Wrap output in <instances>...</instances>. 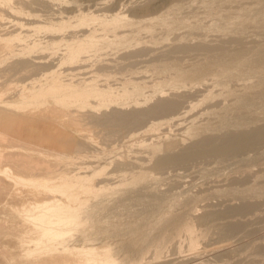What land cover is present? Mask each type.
<instances>
[{
	"label": "rangeland",
	"instance_id": "obj_1",
	"mask_svg": "<svg viewBox=\"0 0 264 264\" xmlns=\"http://www.w3.org/2000/svg\"><path fill=\"white\" fill-rule=\"evenodd\" d=\"M224 1L228 0H33V2L31 0H0V42L3 44L2 47H5L1 48L2 51H0V114H5V117L8 116L14 120H20L21 110L22 112L25 110L24 112L31 113L36 109L40 110L41 108L57 106V108H60L62 106L64 118L67 119L68 123H65L66 125L63 124L65 126L62 125L63 131L59 138L45 136L47 141L44 142V138H41L36 133H26L19 128V132L15 128H7L9 130L13 129V132L16 131V133H12V130L9 131L6 128L4 130L7 118H5L6 121L0 119V170L2 169V175L0 176V192H2V194L0 193V197L2 196L0 200V264H48L49 262L50 264H57V262H59L58 264L60 262L61 264H66L64 261L66 260L65 262H67V259L69 264L77 263L80 259L77 264H147L146 262L150 258L151 261H148V264H181L193 257L199 258L198 261L201 259V264H250L254 259L256 263L260 260V263L257 264L264 263V253L259 252L260 249L258 248L261 245L264 246V208L261 210L262 214L260 217L250 215L249 218L235 217L230 213L220 217L217 212L218 208L223 209L225 207L224 209H226L227 206L234 203L248 202V200L261 201L264 199V189L259 187V183L264 180V176L261 178L264 174V141L260 142V145L255 148L246 149L233 157H225L226 159L224 157H214L207 151H200L198 156L188 158L183 164L169 165L164 169L154 166L152 155V153L166 150H175L182 154L181 142L186 140V143L184 142L185 144L182 145H190L191 140L195 139L191 134L202 129H219L220 133H225L227 132L226 130L235 126H243L250 122H264V96H240L229 99L224 93V95H219L222 100H219L218 96L216 98L220 103L218 100V102L214 103L216 101L214 99L213 105L210 107L208 106L209 103H207L208 105L206 103L202 105L194 103L198 100L200 101V98L206 95L204 92L206 93L205 90L207 89L212 91L216 87L217 90L214 89L213 92L216 93L218 91L220 93L226 87V90H238V88L241 90L243 84H250V80L243 81L241 79H246V76L248 77L247 79H250L252 76L249 78L245 70L251 68V62L258 66L255 62L258 63L260 57H264V32L261 31L260 33L258 30L260 26L252 25V29L256 28L255 31L253 29V32H251L250 26L245 29L246 31L244 30L245 38L250 42L248 44H254L258 38V41L263 40L252 48L253 50L251 49L248 52L247 57L232 58L233 61H231L232 59L217 61L216 65L206 67L202 73L194 77L186 85H184L185 83L179 84V80L184 75H194L196 73L199 65L192 63L196 61L195 59L185 56V59L188 58L186 59L187 61L185 60L187 63L183 61L185 63L182 62L172 66L162 65V68L158 71L155 70L156 73L153 74L154 70H148L142 66L143 64L147 67L148 63L153 59H150L152 57L150 54L152 53L147 49L136 57V59L143 57L142 59H135L137 62L140 61L139 63L136 62L135 65L141 70L139 71L141 72L140 74L139 72H136V76L135 73L127 74L129 77L117 74L118 76L111 79L98 77V80H93L97 75V72H95L97 71V68L95 69L97 67L95 65L97 64V58L92 57L97 56L99 60L104 62L116 63L115 60H112L116 55V58L119 55L117 59L115 58L119 62L124 58L122 53L128 54L131 51H138L139 48L155 47L159 50L158 48H163L165 47L164 45L170 46V43L173 45L177 40L190 44L194 41L193 44H196L199 41L198 37L210 43L217 41L219 38L222 39V35L226 32L224 24L232 22H218L219 20L216 19L218 17L217 14L212 13L218 11L219 5ZM237 1L229 2L230 4L228 3L226 7V4H223L225 8H221L220 12L228 10L229 6H231L232 11H236L240 6ZM233 2L238 4V6ZM246 5L254 7L256 4L253 1H248ZM214 7L217 8L214 9ZM212 9L214 11L211 12ZM254 10L255 12L257 11L256 14ZM254 10L243 12L238 22L247 23L255 15H264V0H258L257 7ZM235 14L233 15V21L239 18ZM208 16L209 18H207ZM210 18L213 19L211 20ZM114 22L134 24L123 28V32H130L131 28L133 29L130 33H121L124 35L115 37L112 31H102V34L99 27ZM91 28H95L96 36L100 34L99 37L85 36ZM96 28H99V31ZM104 35L106 39H104ZM259 35H262L263 38L262 36L259 37ZM112 52L117 54H114L115 56L110 58V61L109 57ZM143 52L150 60L144 58L146 56L142 55ZM107 53L111 54L106 56ZM99 55L101 57L104 55L105 57H102V59ZM242 59H245L243 60L245 62ZM48 60L51 61L48 62ZM188 60L191 61L189 62ZM20 61H26V64L21 65ZM144 61L146 64L143 63ZM79 63H81V66ZM76 65L77 68L75 67ZM87 66H90L93 71ZM91 66H94V69ZM84 68L87 69L84 71ZM244 68L246 69L244 70ZM74 69L75 71H73ZM261 70L264 74V68ZM239 72L242 76L239 75ZM93 73L95 74L94 77ZM82 75H85L83 76L85 78ZM238 75L241 77L240 80L242 82L239 81V78L237 79L239 82L236 80ZM65 76L66 78H64ZM125 76L129 79H126ZM254 77L251 78V83L252 80H256L253 79ZM59 78H61L60 80L63 79L64 83L57 84L56 79ZM71 78L74 79L72 80ZM70 80L72 82L75 81V83H70ZM223 83L225 85L228 84V86L226 85L225 87ZM219 86L221 87L219 88ZM176 87L178 88L176 89ZM169 90L170 92L172 90L171 96L168 94L170 93L168 92ZM219 90L221 91L219 92ZM175 92L182 94L183 100L185 99L178 109L179 111H175L179 120L174 117L176 115L174 112L172 114H159V116L152 115L149 116L150 118L147 117L141 124L134 126L136 128L131 127L133 130L129 128L123 132H117V130L107 127L106 123H97L93 120L96 110L111 111L124 107L125 109L128 107L129 110L133 107L131 106L132 103L135 106L139 105V107L145 108L152 105L153 102L156 103L161 98L173 97ZM199 92L203 93L200 94L201 97ZM76 94L80 95L75 97ZM196 97L199 98L196 100ZM222 97L228 99H223ZM204 105L207 107L203 108ZM13 110H17L16 113ZM171 116L175 118L171 119L173 124L170 121L169 126L165 125L168 124L167 121L169 122V118H172ZM155 120L159 121L155 122ZM153 121L155 123L162 122L161 126L159 124L160 129L159 127L157 128L158 125L153 129L148 128L154 124ZM146 122H149L147 123L149 126ZM175 125L177 127L174 128ZM130 129L133 132L132 134H130ZM147 129L149 130L146 131ZM3 133H5V136H3ZM6 133L9 134L8 137H6ZM25 136H28V139H25ZM187 136L190 137L188 138ZM11 139L14 143H9ZM34 139L39 140L40 143ZM4 141H6V144ZM71 143L72 145L82 146L84 149L78 148L76 145L78 150H75ZM7 144L9 147H7ZM22 147L23 149H21ZM7 148L12 150L8 149V152V150L6 151ZM13 148H16V150ZM17 150L21 151L19 155ZM26 150L30 155H39L44 161H48L52 157L48 161L51 163L46 161V167H41L43 169H22L23 167L19 165L21 163L18 161V156L27 154ZM97 154L100 156H97ZM9 156L12 157L9 159L10 161L8 160ZM44 156H47L48 159L46 157L45 160ZM8 164L12 165L11 168ZM104 166L107 167V173L110 172L107 175L105 174L106 176L104 174L101 175L97 171V169H101ZM118 166L125 168V170L129 169V171L132 169L130 167H133L132 170L140 169L139 171H142L143 175H141V179H138L139 182H137L138 180L136 181L137 183L135 182L134 186L123 185L120 177L111 174ZM16 167H19L16 169L17 172L14 169ZM5 169L12 174L9 172L4 174L3 171ZM18 169H20L19 172ZM23 173L27 175V178ZM14 174L17 178H15ZM239 174L247 176V181H243L245 180L243 179L239 181L240 184L237 182L236 186L235 180L238 179ZM3 175L4 178H1ZM20 176L24 177V179H21H23V183L26 182L25 185L19 181L21 179L18 180ZM29 177L36 179V183L33 184L35 180H29ZM27 179L29 180L28 184ZM35 184L36 186L38 185V189H35L37 188ZM21 185L22 187L25 186V188L27 185L29 189L26 188V193L34 195L29 194L31 197L27 195L25 188H22ZM5 186L7 187V190H4L6 193L3 192V189L6 188ZM34 190L38 195H36ZM8 192L11 197L12 195L15 197L11 199ZM39 192H45L42 193L44 196ZM47 193L48 198L45 195ZM21 194L25 198L23 196L21 198L19 196ZM35 196L39 198L37 202L34 199ZM44 197L48 200L46 198L43 200ZM26 199L27 201H25ZM14 202H16L15 205ZM28 202L32 208L29 207ZM17 203L19 204L16 206ZM22 206L24 212L21 211ZM12 207H17L18 210ZM29 209H32L31 213ZM13 210L18 211V214L12 213ZM53 210L57 211L54 212ZM204 210L207 212L211 210L212 213L208 212L206 214ZM26 211L29 213L27 214ZM43 212L49 213L48 221H53V223L49 222L47 224L49 232L46 236L42 234L43 232L41 233L42 236H35V229L33 228H30L28 232H22L25 239L30 240V242H27L30 243L29 245L23 239L24 237H21V232L18 234L17 230L16 233V229L19 224L30 223L33 217L37 214L42 215ZM20 214L23 215L21 216ZM211 215L214 217H210ZM238 218L246 222L249 220V230L230 232L229 222ZM183 221L185 223L183 231L185 233L188 232L190 243L186 237L176 238L172 244L169 239L168 243H165L157 251L158 255L154 257L153 254H149L150 257L147 254V257L143 256L145 257L143 258L145 263H142L141 254L144 248L149 245L148 242L152 241L156 235L159 236V233L162 234L164 230L171 231L169 230L173 229L171 227H177L178 225L175 226L174 223L182 225ZM250 226H252V229ZM4 230L6 231L2 234ZM201 230L205 232L200 234ZM32 234H34V237L31 236ZM203 234L204 236H202ZM25 235L27 237L30 236L29 239ZM35 237L38 238L40 245H37ZM33 238H35L34 241L32 240ZM48 239L49 241H47ZM185 247L187 250L184 249ZM66 255L68 256L66 257ZM50 256L53 260H49ZM72 256L79 260L76 261ZM69 259L70 261L72 260V263Z\"/></svg>",
	"mask_w": 264,
	"mask_h": 264
},
{
	"label": "bare ground",
	"instance_id": "obj_2",
	"mask_svg": "<svg viewBox=\"0 0 264 264\" xmlns=\"http://www.w3.org/2000/svg\"><path fill=\"white\" fill-rule=\"evenodd\" d=\"M146 1V0H145ZM231 1H233V0H228V1H224V2H222L220 5H219V12L218 11H214L213 9L211 10V12L212 11H214V13H212V14H217V18L216 19H218L219 21L218 22H220V21H228V22H232V23H225L224 24V26H225V28H224V30L226 31L225 32V34H223L222 35V39H218L217 41H215V42H213V43H210V42H205V41H203L202 39H200L199 37H198V40L199 41H197V43L196 44H193L194 43V41L192 42V44H190V43H188V42H180L179 40H177L173 45H171V43H170V46H166V45H164L165 47H163V48H158L159 50H157V48H142V49H140L139 48V50L138 51H131V52H129L128 54H123L122 53V55L124 56V58L121 60V61H119V62H117V58L119 57V55H118V57L116 58V54L117 53H113L112 52V54L110 55L109 53H107L106 54V56H108V55H110V57H109V60H110V58H113L115 55V57H114V59H112V60H115L116 61V63H109V61L108 62H104L103 60H99V57H92V58H97V64H95V65H97V67H95V69L97 68V71H95V72H97V75H96V77L95 78H93V80H98L97 78L98 77H104V78H107V79H111V78H114L115 76H118L117 74H119L120 76H124V75H127V74H131V73H135V76H136V72H139V71H141L140 69H138L135 65H136V62L137 61H135V59H136V57H137V55H139L142 51H146V49L147 50H150V53H152V54H150V55H152V57H150V59L151 58H153L151 61H150V63H148V65H147V67L146 66H144L142 63V66L143 67H145L146 69H148V70H154L153 71V74L154 73H156L155 72V70L156 71H158L159 69H161L162 68V65H164V66H172V65H175V64H178V63H182L183 61H185L186 59H188V58H191V59H195L196 61H193L192 63H196V64H198L199 65V69L196 71V73L194 74V75H184V76H182V78L180 79L179 78V74H178V78L180 79L179 80V84H184V85H186V83H189V81H192L193 80V78L194 77H197L200 73H202L203 72V70L206 68V67H209V66H212V65H216L215 63L217 62V61H222V60H226V59H232V58H239V57H247V54H248V52L249 51H251V49L252 48H254L255 46H257L258 45V43H260V42H262L263 40H260V41H258L259 40V38L258 39H256V42L254 43V44H248V43H250L248 40H247V38H245V36H246V34H244L245 33V29L247 28V27H249L250 26V28H251V26L252 25H259L260 26V28L258 29L259 31H260V33H261V31L262 32H264V15H261V16H253V18H251L247 23H243L242 21H240V22H238L239 21V19H240V17H241V15H242V13L243 12H245V11H247V10H249V12L251 11V10H254V9H256V7H257V1L258 0H238L237 1V3H240V9L238 10V8H237V10L236 11H232L231 9V6H229L228 7V10H224V11H222V13L220 12V10H221V8H223L224 7V5L223 4H226L225 5V7L228 5V3L229 2H231ZM236 1V0H235ZM248 1H253L256 5V7L254 6V7H249V5L247 6L246 4L248 3ZM31 2H33V0H31ZM148 2V1H147ZM34 3H35V1H34ZM33 3V4H34ZM234 3V2H233ZM144 4V3H143ZM230 4V3H229ZM234 4H236V3H234ZM251 4V3H250ZM138 5H139V3H138ZM237 6H238V4H236ZM224 7V8H225ZM215 8H217V7H214V9ZM223 8V9H224ZM235 8V7H234ZM222 9V10H223ZM227 9V8H226ZM216 12V13H215ZM254 12H255V10H254ZM257 12V11H256ZM256 12H255V14H256ZM237 14V16H236V14ZM247 13V12H246ZM210 14V13H209ZM235 14V16L236 17H239V18H236V17H234V18H236V19H238V20H234L233 21V15ZM246 15V14H245ZM210 16V15H209ZM209 16L207 17V18H209ZM251 16V17H252ZM214 18V17H213ZM213 18H210L211 20L213 19ZM215 19V20H216ZM210 20V21H211ZM215 20H213L214 22H215ZM242 20V19H241ZM217 23V22H216ZM224 23V22H223ZM256 23V24H255ZM101 25V24H100ZM129 25H134V24H131V23H126V22H114V23H111V24H104V25H101L99 28H100V31L102 32V31H104V32H114L113 34H115L114 35V37L115 36H119V35H124V34H121V33H125V32H123L124 30H123V28H127V26H129ZM253 26V27H254ZM258 26V27H259ZM257 27V26H256ZM99 28H96L97 30L99 29ZM237 28V29H236ZM249 28V29H250ZM129 29V28H128ZM133 28H131V30H132ZM135 29H136V27H135ZM248 29V28H247ZM252 29V28H251ZM254 29V31H255V27L253 28ZM253 29H252V31L251 32H253ZM261 29V30H260ZM90 30V29H89ZM131 30H130V32H131ZM245 30V31H244ZM99 31V30H98ZM258 31V32H259ZM87 32H88V30H87ZM129 31H127L126 32V34L128 33ZM129 32V33H130ZM248 32H249V30H248ZM257 32V31H256ZM84 34V33H83ZM102 34H103V32H102ZM254 34L256 35V33L254 32ZM259 34V33H258ZM100 35V34H99ZM99 35H97L98 37H99ZM85 36H89V37H97L96 36V30H95V28L94 29H92L91 28V30L89 31V33H87V34H85ZM103 36V35H102ZM101 36V37H102ZM105 36V35H104ZM110 35H108V37H109ZM112 36V35H111ZM260 36H262V35H259V37ZM113 37V36H112ZM248 37V36H247ZM258 37V36H257ZM103 38V37H102ZM109 38H111V37H109ZM249 38V37H248ZM252 38V37H251ZM256 38V37H255ZM254 38V39H255ZM262 38H263V36H262ZM104 39H106V36H105V38ZM108 39V38H107ZM253 40V39H252ZM264 43V42H263ZM263 43H261V44H263ZM169 45V44H168ZM3 46V44L0 42V51H2V49L3 48H5V47H2ZM263 46V45H262ZM2 48V49H1ZM253 50V49H252ZM255 50V49H254ZM49 51V50H48ZM144 51V52H145ZM51 52V51H50ZM126 52V51H125ZM128 52V51H127ZM144 52L142 53V55L144 56H146V54H144ZM49 53V52H48ZM52 53V52H51ZM56 53V52H55ZM53 54H54V52H53ZM52 54V55H53ZM59 54V53H58ZM115 54V55H114ZM147 54H148V52H147ZM262 54V53H261ZM105 55V54H104ZM104 55H102V57H105ZM141 55V56H142ZM149 55V56H150ZM257 55V54H256ZM264 55V54H263ZM54 56H55V54H54ZM100 56V55H99ZM140 56V55H139ZM185 56H187L188 58H186L185 59ZM52 57V56H51ZM60 57H62V56H60ZM101 56H100V58H102ZM255 57V56H254ZM254 57H253V59H254ZM257 58H258V56H256ZM57 58V57H56ZM106 58H108V57H106ZM105 58V59H106ZM116 58V59H115ZM143 58V57H142ZM142 58H140V59H142ZM144 58H147V56L146 57H144ZM149 58V57H148ZM147 58V59H148ZM182 58H184V60H182ZM62 59H63V57H62ZM90 60H91V58H89ZM88 59V60H89ZM103 59V58H102ZM121 59V58H120ZM119 59V60H120ZM139 59V58H138ZM138 59H136V60H138ZM139 59V60H140ZM147 59H145V60H147ZM150 59H148V60H150ZM247 60H248V58H246ZM250 59V58H249ZM259 59V58H258ZM51 60H52V58H51ZM51 60H48V62L49 61H51ZM86 60V59H85ZM84 60V61H85ZM93 60V59H92ZM96 60V59H95ZM148 60H147V62H148ZM243 60H245V59H242V61ZM257 60V59H256ZM11 61H13V60H11ZM58 61V60H57ZM84 61H81V62H83L84 64H86ZM106 61V60H105ZM111 61V60H110ZM114 61V62H115ZM141 61H143V60H141ZM187 61V60H186ZM185 61V62H186ZM189 61V60H188ZM191 61V60H190ZM189 61V62H190ZM229 61V60H228ZM227 61V62H228ZM231 61H233V59L231 60ZM236 61V60H235ZM258 61V60H257ZM30 62V61H29ZM28 62V63H29ZM41 62H43V61H41ZM55 62V61H54ZM88 62H90V61H88ZM87 62V63H88ZM94 62V61H93ZM92 62V63H93ZM140 62V61H139ZM139 62H137V63H139ZM185 62H183V63H185ZM243 62H245V61H243ZM255 62V61H254ZM19 63V62H18ZM20 63H22L21 65H25L26 64V61H23V62H21L20 61ZM19 63V64H20ZM25 63V64H24ZM143 63H145V61L143 62ZM187 63V62H186ZM222 63V62H221ZM253 62H251V68H249V67H246V68H249L248 70L246 69V68H244V70H245V72L247 73V75L249 76V78H250V76H255L253 79H256V80H252V83H251V78L250 79H247L248 77L246 76V79H241V80H250L249 81V83L250 84H247V85H244V87H243V85H242V88H241V90H239V88H238V90H233V89H230V90H226V85L228 86V84H224V86L226 87L225 88V90H219V92L220 93H218V91L215 93V92H213V90L215 89V90H217L216 89V87L211 91L210 89H207V90H205L206 91V93L204 92V94H206V95H204L203 96V98L200 96V94L202 93H200L199 92V96L202 98H200V101L198 100L197 102H194V103H198L199 105H202L203 103H209V107L211 106V105H213V101H214V99H216L217 98V96H218V99L219 100H222L220 97H219V95H221V94H223L224 95V93L228 96V98L229 99H233V98H237V97H240V96H247V97H254V96H264V74H263V71L261 70L262 68H264V57L262 58V57H260V59H259V61H258V63L257 62H255L258 66H256V65H254V64H252ZM80 64V66H81V63H79ZM91 64V63H90ZM146 64V63H145ZM247 64V63H246ZM14 65V64H13ZM49 65V64H48ZM83 65V64H82ZM218 65V64H217ZM241 65H242V63H241ZM252 65H254L253 67H252ZM39 67H40V65H38ZM83 66H85V65H83ZM42 67V66H41ZM76 68H77V65L75 66ZM87 67H89L90 68V66H87ZM92 68L94 67V66H91ZM139 67H140V65H139ZM14 68V67H13ZM51 68V67H50ZM82 68V67H81ZM88 68V70L90 71V69ZM141 68V67H140ZM85 69H87V68H84V71H85ZM94 69V68H93ZM142 70H143V68H141ZM241 69V68H240ZM44 70V69H43ZM78 70V69H77ZM92 70V69H91ZM243 70V71H244ZM47 71H48V69H47ZM47 71H46V73H47ZM73 71H75V69L73 70ZM83 71V70H82ZM83 71V72H84ZM93 71V70H92ZM162 71V70H161ZM160 71V72H161ZM240 71V70H239ZM242 71V70H241ZM37 72H39V71H37ZM152 72V71H151ZM160 72H157L158 74H161ZM35 73V72H34ZM41 73H43V72H41ZM88 73V72H87ZM141 72H139V74H140ZM245 73V74H246ZM44 74V73H43ZM81 74V73H80ZM86 74V73H85ZM261 74H263L262 76H261ZM38 75V74H37ZM93 75V77L95 76V74L93 73L92 74ZM133 75V74H132ZM239 75H241L240 74V72H239ZM236 76V80L239 78V81H241L240 80V76ZM73 76V75H72ZM83 76H85V75H82V77ZM89 76V75H88ZM128 76V75H127ZM154 76V75H153ZM181 76V75H180ZM229 76V75H228ZM242 76V75H241ZM39 77V76H38ZM71 77V76H70ZM77 77V76H76ZM81 77V76H80ZM81 77V78H82ZM91 77V76H90ZM129 77V76H128ZM139 77V76H138ZM234 77H235V75H234ZM234 77H233V79H234ZM31 78H32V76H31ZM35 78V77H34ZM37 78V77H36ZM64 78H66V76L64 77ZM68 78H69V76H68ZM83 78H85V77H83ZM125 78H126V76H125ZM146 78H147V75H146ZM243 78V77H242ZM28 79V78H27ZM30 79V78H29ZM61 78H59V79H56V83L57 84H61V83H64L63 82V79L62 80H60ZM72 79V78H71ZM74 79V78H73ZM72 79V80H73ZM102 79V78H101ZM126 79H129V78H126ZM76 80V79H75ZM78 80V79H77ZM82 80H84V79H82ZM232 80V79H231ZM28 81V80H27ZM71 81V80H70ZM130 81H132V80H130ZM146 81V80H145ZM227 81H228V79H227ZM227 81H225V82H227ZM235 81V80H234ZM238 81V80H237ZM238 81V82H239ZM69 82V81H68ZM78 82H79V80H78ZM81 82V81H80ZM133 82V81H132ZM242 82V81H241ZM246 82V81H245ZM70 83H75V81H71ZM135 83V82H134ZM137 83V82H136ZM141 83V82H140ZM230 84V83H229ZM240 84V83H239ZM246 84V83H245ZM206 86V85H205ZM214 86V85H213ZM239 86H241V85H239ZM221 86H219V88H220ZM178 87H176V89H177ZM203 88V87H202ZM208 88H210V87H208ZM232 88H234V87H232ZM212 89V88H211ZM210 90V91H209ZM178 91V90H177ZM196 91V90H195ZM168 92H170V90L168 91ZM182 92V91H181ZM184 92V91H183ZM208 92V93H207ZM171 93H172V90H171V92L170 93H168V94H170V96H171ZM191 93V92H190ZM190 93H188V94H190ZM192 93H194V92H192ZM196 93H198V92H196ZM195 93V94H196ZM174 94V95H173ZM172 95H173V97H168V98H161V99H159V100H157V102L155 103V102H153L152 103V105H150L149 107H145V108H143V107H139V105H137V106H135L133 103H132V105L131 106H133L132 107V109H129L128 110V107L125 109V107L124 108H118V109H116V110H111V111H107V110H96V115H95V117L92 115V117H94L93 118V120H95V122H97V123H101V122H103V124L104 123H106L107 124V127H109V128H111V129H115V130H117V132H123V131H126L127 129H129V128H131V127H134V126H136V125H139V124H141L143 121H145L146 119H147V117H149V116H152V115H158L159 116V114H166V113H170V114H172L173 112L174 113H176L175 111H177L179 108H180V106L182 105V102L185 100H183V95L182 94H178V93H173ZM186 94V93H185ZM203 94V93H202ZM80 94H76L75 95V97H77V96H79ZM191 95V94H190ZM163 96V95H162ZM161 96V97H162ZM165 96V95H164ZM191 96H193V95H191ZM195 96H197V95H195ZM167 97V96H166ZM187 98V97H186ZM197 98H199V97H196V100H197ZM223 98V97H222ZM225 98V97H224ZM223 98V99H224ZM228 98H225V99H228ZM194 99V98H193ZM218 99H216V101H214V103L215 102H218L219 100ZM218 100V101H217ZM156 101V100H155ZM190 101H192V100H190ZM186 102H187V100H186ZM194 103H193V105H194ZM212 103V104H211ZM219 103H220V101H219ZM187 104V103H186ZM185 104V105H186ZM190 104V103H189ZM197 104V105H198ZM188 105V104H187ZM192 105V106H193ZM197 105H195L196 107H197ZM190 106H191V104H190ZM205 106L206 105H204V107L203 108H205ZM215 106V105H214ZM58 107V106H57ZM57 107H53V108H41L40 110H38V109H36V110H38V111H36V110H34V112H31V113H29V112H22V110H21V119L20 120H14L13 118H9L8 116L7 117H5V114H0V119L2 120V119H4L5 120V118H7V121L5 122L4 120V122H5V126H4V130H5V128H6V130H9V129H7V128H15V130H18V128L20 129V130H24L26 133L27 132H29V133H36V134H38L39 136H41V138H44L43 140H45L44 142H46L47 141V139H45V136H49V137H52V136H54V137H58L59 138V136L62 134V127L63 126H65L66 124L65 123H67V119H65L64 118V110L62 111V109H61V107L60 108H57ZM186 107V106H185ZM194 107V106H193ZM207 107V106H206ZM131 108V107H130ZM184 108V107H183ZM201 108V107H200ZM34 109V108H33ZM189 109V108H188ZM15 110V109H14ZM13 110V111H14ZM184 110H186V109H184ZM203 110V109H202ZM17 111V110H16ZM16 111H14L15 113H16ZM33 111V110H32ZM36 111V112H35ZM101 111V112H100ZM179 111V110H178ZM2 112H4V111H2ZM5 112H7V111H5ZM10 112V111H9ZM8 112V113H9ZM12 112V111H11ZM20 112V111H19ZM180 112H182V111H180ZM192 112V111H191ZM190 112V113H191ZM188 113V112H187ZM7 114V113H6ZM17 114H18V112H17ZM185 114H186V112H185ZM8 115V114H7ZM168 115V114H167ZM175 115V114H174ZM173 115V116H174ZM75 116V115H74ZM162 116V115H161ZM173 116H171L172 118H169L170 120H169V122L167 121V123L168 124H165V125H168L169 126V123H170V121H171V119H173L174 117H176V119H178L177 117H178V115H177V113H176V115L173 117ZM179 116H180V114H179ZM181 116H182V114H181ZM184 116V115H183ZM189 116V115H188ZM166 117V116H165ZM185 117V116H184ZM91 118V117H90ZM150 118V117H149ZM162 118V117H161ZM181 118V117H180ZM18 119H19V116H18ZM71 119H72V116H71ZM175 119V118H174ZM149 120V119H148ZM154 120V119H153ZM160 120V119H159ZM159 120H157V121H159ZM166 120H168L167 118H166ZM166 120H164L165 122H166ZM179 120V119H178ZM156 120H155V122H157ZM177 121V120H176ZM4 122H2V123H4ZM70 122V121H69ZM150 122V121H149ZM149 122H146V124L147 123H149ZM154 121H153V125H151L150 127H148L149 129H153V128H155L157 125V128L159 127V129H160V126H161V124H162V122L160 123H155ZM96 123V124H97ZM171 123H172V121H171ZM174 123H176L175 121H174ZM63 124H65V125H63ZM68 124V123H67ZM151 124V123H150ZM159 124H160V126H159ZM163 124H164V122H163ZM173 124V123H172ZM178 125H179V123H177ZM2 125V124H1ZM4 125V124H3ZM63 125V126H62ZM74 125V124H73ZM68 126V125H67ZM143 126H146V125H143ZM142 126V127H143ZM170 126H171V124H170ZM3 127V126H2ZM164 127V126H163ZM175 127H177V125H175L174 126V128ZM1 128V127H0ZM17 128V129H16ZM65 128V127H64ZM134 128H136V127H134ZM170 128V127H169ZM168 128V129H169ZM171 128H172V126H171ZM73 129V128H72ZM132 129V128H131ZM129 130L130 132L133 130ZM138 129V128H137ZM146 129V128H145ZM149 129H147L146 131H148ZM165 129V128H164ZM12 130V131H11ZM11 130H9V131H11L12 133H16V131L15 132H13V129H11ZM76 130V129H75ZM229 130V131H228ZM228 130H226L227 132H225V133H223V132H219L220 130L219 129H212V130H205V129H202V130H199V131H197V132H194V133H192L191 135L193 136V137H195V139H193V140H191L190 142V145H182V144H185L186 142V140L183 142H181V145H180V148L183 150V153L182 154H180V153H178V152H176L175 150H166V151H162V152H155V153H152V155H153V164H154V166L155 167H158V168H165V167H167V166H169V165H173V164H183L188 158H190V157H195V156H198V154L200 153V151H207V152H209L210 154H212L214 157H229V156H231V157H233L234 155H236V154H238V153H240V152H242V151H244V150H246V149H251V148H255L256 146H258V145H260L259 143L260 142H262V141H264V122H262V123H255V122H250V123H247V124H245V125H243V126H235V127H233V128H229ZM5 132V131H4ZM8 132V131H7ZM18 132H19V130H18ZM17 132V133H18ZM116 132V133H117ZM128 132V131H127ZM129 132V133H130ZM136 132V131H135ZM23 133V132H22ZM25 133V134H26ZM133 132H131L130 134H132ZM7 134V133H6ZM135 134V133H134ZM8 135L9 134H7L6 135V137H8ZM11 135V134H10ZM31 135V134H30ZM69 135V134H68ZM126 135H127V133H126ZM125 135V136H126ZM1 136H2V134H1ZM3 136H5V133H3ZM66 136V135H65ZM129 136V135H128ZM26 138L25 139H28L27 137L28 136H25ZM30 137V136H29ZM188 137V136H187ZM190 137V136H189ZM188 137V138H189ZM69 138V137H68ZM186 138V137H185ZM188 138H187V140H188ZM30 139V138H29ZM38 139H40V138H38ZM62 139V138H61ZM67 139V138H66ZM22 140V139H21ZM34 140H37V139H34ZM51 140V139H50ZM3 141V140H2ZM7 141V140H6ZM6 141H4L5 142V144H6ZM67 142H68V140H66ZM10 142H13L12 141V139H11V141H9V143ZM37 142H39V140H37ZM42 142V141H41ZM72 142V141H71ZM77 142V141H76ZM14 143V142H13ZM40 143V142H39ZM188 144V143H187ZM8 145V144H7ZM20 145V144H19ZM71 145H72V143H71ZM77 144H75V145H72L73 146V149H77L78 150V148H83L82 146H79V145H77L78 146V148H76L77 146H76ZM5 146V145H4ZM4 146H3V149H4ZM13 146V145H12ZM14 146H16L15 144H14ZM85 146V145H84ZM7 147H9V145L7 146ZM11 147V146H10ZM60 147V146H59ZM70 147V146H69ZM68 147V148H69ZM6 148V147H5ZM12 148V147H11ZM11 148H7L6 149V151L8 150V149H11ZM16 148H18L17 146H16ZM16 148L14 149V150H16ZM41 148H42V146H41ZM71 148V147H70ZM21 149H23V147L21 148ZM84 149V148H83ZM12 150V149H11ZM13 150V151H14ZM19 150H20V148H19ZM80 150V149H79ZM6 151H5V153H6ZM23 151V150H22ZM27 151V150H26ZM45 151V150H44ZM66 151V150H65ZM8 152H9V150H8ZM11 152V151H10ZM15 152V151H14ZM17 154L19 155V152H21V151H18L17 150ZM50 152V151H49ZM52 152L53 153H55V151H53L52 150ZM67 152V151H66ZM80 152V151H79ZM94 152V151H93ZM23 153V152H22ZM26 153V152H25ZM29 152L27 151V154H22V155H20V156H18V161L21 163V164H19V165H21L22 167H20V168H22V169H29V168H40V169H43V168H41V167H44L45 166V164L49 161V160H51L52 159V157L47 161L46 160V157L47 156H44L45 157V160L47 161H44V160H42L41 159V157H39V155L37 156H34V154L33 155H30V154H28ZM48 153V152H47ZM204 153V152H203ZM17 154H15L16 156H17ZM87 154V153H86ZM90 154V153H89ZM112 154V153H111ZM205 154V153H204ZM12 155V154H11ZM46 155V154H45ZM88 155V154H87ZM141 155H143V154H141ZM151 155V154H150ZM206 155V154H205ZM208 155V154H207ZM15 156V157H16ZM93 156V155H92ZM92 156H90V157H92ZM97 156H100V155H98L97 154ZM97 156H93V157H97ZM200 156V155H199ZM2 157V156H1ZM7 157V156H6ZM43 157V156H42ZM86 157V156H85ZM106 157V156H105ZM138 157V156H137ZM140 157V156H139ZM230 157V158H231ZM12 157L11 156H9V158H8V160L9 159H11ZM89 158V157H88ZM99 158V157H98ZM102 158H104V157H102ZM149 158H150V156H149ZM149 158H147V159H149ZM225 158V159H226ZM4 159H5V157H4ZM13 159H14V156H13ZM44 159V158H43ZM47 159H48V157H47ZM84 159V158H83ZM101 159V158H100ZM139 159V158H138ZM3 160V159H2ZM16 160V159H15ZM15 160H14V163H15ZM86 160H88V159H86ZM143 160V159H142ZM1 161V160H0ZM10 161V160H9ZM126 161V160H125ZM131 161V160H130ZM135 161H136V159H135ZM137 161H139V160H137ZM8 162V161H7ZM7 162H6V164H7ZM145 162V161H144ZM146 162H148L147 160H146ZM145 162V163H146ZM13 163V164H14ZM18 163V162H17ZM48 163H51V162H48ZM54 163H55V160H54ZM53 163V164H54ZM5 164V165H6ZM12 164V163H11ZM128 164V163H127ZM134 164V163H133ZM261 164V163H260ZM3 165H4V163H3ZM18 165V166H19ZM51 165V164H50ZM129 165H130V163H129ZM8 166H10L9 164H8ZM8 166H6V167H8ZM12 166V165H11ZM11 166H10V168H11ZM15 166V165H14ZM123 166V165H122ZM125 166H127V165H125ZM6 167H3V168H6ZM46 167V166H45ZM128 167V166H127ZM130 167V166H129ZM135 167V166H134ZM136 167H138V166H136ZM2 168V167H1ZM13 168V167H12ZM17 168H19V167H16V168H14L15 170L17 169ZM48 168V167H47ZM130 168H132L133 169V167H130ZM130 170L129 171V169H127V170H125V168H120L119 166H118V168L117 169H114V171L113 172H111V174L113 175V174H115L117 177H120V181H121V184H123V185H127V186H130V185H133L134 186V184H135V182L138 180V179H141V175H143V172L142 171H139V170ZM162 169V170H163ZM264 169V168H263ZM2 170V169H1ZM0 170V171H1ZM4 170V169H3ZM12 170V169H11ZM111 170V169H110ZM109 170V171H110ZM13 171V170H12ZM20 171V169H18V172ZM22 171V170H21ZM25 171V170H24ZM97 171H99V173L102 175V174H108V173H110V172H108L107 173V167L106 166H104L103 168H101V169H97ZM261 171V170H260ZM4 172V174L6 173L7 174V172H9L10 173V171H7L6 169H5V171H3ZM16 172H17V170H16ZM1 174H0V176L2 175V171L0 172ZM14 173V172H13ZM29 173V172H28ZM10 174H12V173H10ZM10 174H8V176L10 175ZM19 174V173H18ZM20 174H21V172H20ZM24 175H25V177L27 178V175L25 174V173H23ZM49 174V173H48ZM16 175H17V173H16ZM15 174H14V176H16ZM22 175V174H21ZM43 175V174H42ZM45 175V174H44ZM100 175V176H101ZM105 175V176H106ZM112 175H111V177H112ZM234 175V174H233ZM7 176V177H8ZM13 176V177H14ZM239 177H238V179H236L235 180V185H236V183L237 182H239V181H242L243 179H245V180H243V181H247L246 179H247V176H244V175H238ZM241 176V177H240ZM264 176V174L261 176V178ZM6 177V176H5ZM10 177H11V175H10ZM44 177V176H43ZM142 177H144V176H142ZM243 177H246V178H243ZM1 178H4V175H3V177H1ZM15 178H17V176L15 177ZM15 178H13V179H15ZM21 178H23L24 179V177H21L20 176V178L18 177V180L19 179H21ZM30 178V177H29ZM28 178V179H29ZM35 178V177H34ZM38 178V177H37ZM45 178V177H44ZM115 178V177H114ZM236 178V177H235ZM264 178V177H263ZM23 179H21V180H19V181H21L22 182V180ZM26 180L27 181V184H28V181L29 180H31V179H33V178H30L29 180ZM7 180V179H6ZM9 180V179H8ZM11 180V179H10ZM17 180V179H16ZM17 180V182H19ZM33 180H35L34 182H33V184L34 183H36V179H33ZM32 180V181H33ZM118 180H119V178H118ZM1 181V180H0ZM31 181V182H32ZM114 181V180H113ZM178 181V180H177ZM30 182V183H31ZM38 182H40V181H38ZM137 182H139V180L137 181ZM136 182V183H137ZM232 182V181H231ZM20 183V182H19ZM23 183V182H22ZM25 183L26 182H24L23 184L25 185ZM51 183V182H50ZM120 183V182H119ZM233 183H234V181H233ZM2 184V183H1ZM40 184V183H39ZM232 184V183H231ZM238 184H240V182L238 183ZM242 184V183H241ZM3 185V184H2ZM1 185V186H2ZM31 185V184H30ZM258 185V184H257ZM4 186V185H3ZM2 186V187H3ZM17 186V185H16ZM35 186H36V184H35ZM38 186V185H37ZM36 186V187H37ZM120 186H122V185H120ZM237 186V185H236ZM6 187V186H5ZM11 187V186H10ZM21 187H22V185H21ZM24 188H25V186H23ZM22 187V188H23ZM40 187H42V186H40ZM232 187V186H231ZM248 187V186H247ZM259 187H260V189H264V180L263 181H261L260 183H259ZM4 188V187H3ZM9 188V187H8ZM26 188H27V185H26ZM26 188H25V193H26ZM35 188V187H34ZM53 188V187H52ZM243 188V187H242ZM21 189V188H20ZM19 189V190H20ZM27 189H29V188H27ZM33 189V188H32ZM35 189H38V187L37 188H35ZM1 190V189H0ZM4 190H7V187L5 188V189H3V192H5L6 193V191H4ZM9 190V189H8ZM18 190V191H19ZM31 190V189H30ZM59 190V189H58ZM35 191V190H34ZM33 191V192H34ZM39 191V190H38ZM37 191V192H38ZM50 191V190H49ZM261 191V190H260ZM264 191V190H263ZM263 191H261V192H263ZM21 192H22V190H21ZM23 192H24V190H23ZM29 192H31V191H29ZM40 192H41V188H40ZM39 192V193H40ZM47 192V191H46ZM54 192V191H53ZM241 192V191H240ZM1 194H2V192H0ZM9 193V192H8ZM14 193V192H13ZM15 193H16V190H15ZM14 193V194H15ZM35 193H36V191H35ZM42 193H45V192H42ZM42 193H40V194H42ZM256 193V192H255ZM264 193V192H263ZM0 194V195H1ZM27 195H29L30 193H26ZM52 194V193H51ZM87 194V193H86ZM8 195V194H7ZM7 195H5V197H7ZM9 195H10V193H9ZM30 195H32V194H30ZM29 195V196H30ZM34 195V194H33ZM32 195V196H33ZM36 195H38V193H36ZM43 195V194H42ZM46 196L48 195V193L47 194H45ZM20 197L21 196H23L22 194L21 195H19ZM44 196V195H43ZM2 197V196H1ZM1 197H0V200H1ZM5 197H3V198H5ZM10 197H11V195H10ZM12 197H15V196H13L12 195ZM12 197H11V199H12ZM17 197H18V195H17ZM24 197V196H23ZM31 197V196H30ZM29 197V198H30ZM38 196H35V201L37 202V200L39 199V198H37ZM58 197V196H57ZM85 197V196H84ZM22 198V197H21ZM20 198V199H21ZM25 198V197H24ZM37 198V199H36ZM46 197H44L43 198V200L45 199ZM47 198H48V196H47ZM46 198V199H47ZM148 198V197H147ZM248 198V197H247ZM16 199V198H15ZM19 199V198H18ZM28 199V198H27ZM27 199L25 200V201H27ZM32 199H33V197H32ZM42 199V198H41ZM88 199V198H87ZM7 200V199H6ZM9 200V199H8ZM48 200V199H47ZM61 200V199H60ZM128 200V199H127ZM14 201V200H13ZM15 201H17V200H15ZM23 201V200H22ZM22 201H20V202H22ZM24 201V202H25ZM39 201H41V200H39ZM65 201V200H64ZM223 201V200H222ZM235 201V200H234ZM1 202V201H0ZM30 202V201H29ZM28 202V203H29ZM32 202V201H31ZM78 202V201H77ZM228 202V201H227ZM263 202H264V199L263 200H255V201H249L248 200V202H239V203H237V204H232V205H229V206H227L226 207V209H224L222 206V208L223 209H217L218 211V214L220 215V217H224L225 215H227L228 213H230L231 215L233 214V216H241V217H247V218H249V216L251 215H256V216H259L260 217V215L262 214L261 212V210H262V208H264V206H263ZM15 203L16 202H14V205H15ZM42 203V202H41ZM130 203V202H129ZM233 203V202H232ZM3 204V203H2ZM19 203H17L16 204V206L18 205ZM21 204V203H20ZM32 204H34V202H32ZM64 204V203H63ZM211 204V203H210ZM224 204V203H223ZM222 204V205H223ZM225 204H226V202H225ZM224 204V206H226ZM21 205H23V204H21ZM204 205V204H203ZM228 205V204H227ZM27 206V205H26ZM26 206H24V207H26ZM55 206H56V204H55ZM215 206H218V205H215ZM214 206V207H215ZM263 206V207H262ZM9 207V206H8ZM18 207H21V206H18ZM29 207H30V203H29ZM82 207V206H81ZM220 207V208H221ZM13 209H17V207L16 208H14V207H12ZM30 208H32V206L30 207ZM37 208V207H36ZM57 208V207H56ZM67 208V207H66ZM206 208V207H205ZM205 208H203V209H205ZM209 208H211V207H209ZM23 209V206H22V208H21V211L22 212H24V210H22ZM25 209V208H24ZM45 209V208H44ZM49 209L51 210V208L49 207ZM70 209V208H69ZM213 209V208H212ZM18 210V209H17ZM26 210V209H25ZM32 209H29V211H30V213L32 212L31 211ZM35 210V209H34ZM134 210V209H133ZM264 210V209H263ZM14 211V212H13ZM12 211V213H16V214H18V211H15V210H13ZM20 211V212H21ZM48 211V210H47ZM54 211V210H53ZM57 211V210H56ZM56 211H54V212H56ZM60 211H62V210H60ZM76 211V210H75ZM82 211H84L83 209H82ZM119 211V210H118ZM128 211V210H127ZM131 211V210H130ZM138 211V210H137ZM19 212V213H20ZM27 212V214L29 213L28 211H26ZM39 212H41V211H39ZM51 212H52V210H51ZM133 212V211H132ZM204 212H206V214H208V212H210V213H212L211 212V210L209 211L208 210V212L207 211H205L204 210ZM214 212H216V211H214ZM11 213V212H10ZM69 213V212H68ZM202 213V212H201ZM227 213V214H226ZM264 213V212H263ZM15 214V215H16ZM72 214V213H71ZM83 214V213H82ZM203 214V213H202ZM205 214V215H206ZM214 215H215V213H213ZM225 214V215H224ZM21 215V214H20ZM23 215V214H22ZM21 215V216H22ZM48 215H49V213H47V212H43V214L42 215H36L35 217H33L32 219H31V222L30 223H22V224H19V227H17V229H16V233H17V230H18V234L21 232V237L23 238L24 236L22 235V232H28V230L30 229V228H33V229H35V231H34V233H35V236L37 235V236H39V235H41V233L44 235L45 234V236H46V234H48V232H49V227H47V224H49V222L50 221H48ZM90 215V214H89ZM110 215V214H109ZM201 215V214H200ZM222 215V216H221ZM224 215V216H223ZM264 215V214H263ZM33 216V215H32ZM56 216V215H55ZM105 216V215H104ZM107 216H108V213H107ZM207 216V215H206ZM213 215H211L210 217H212ZM218 216V215H217ZM3 217V216H2ZM20 217V216H19ZM18 217V218H19ZM58 217V216H57ZM71 217V216H70ZM88 217V216H87ZM182 217V216H181ZM202 217H205V216H202ZM210 217H208V218H210ZM214 217V216H213ZM254 217V216H253ZM6 218V217H5ZM17 218V219H18ZM207 218V217H206ZM216 218V217H215ZM258 218V217H257ZM257 218H256V220H257ZM72 219V218H71ZM204 219V218H203ZM220 219V218H219ZM252 219V218H251ZM59 220V219H58ZM68 220V219H67ZM66 220V221H67ZM204 220H207V219H204ZM246 220V219H245ZM253 220V219H252ZM13 221H15V220H13ZM23 221H25V220H23ZM249 221V220H248ZM246 222V221H244L243 219H240V218H238V219H236V220H232V221H230L229 222V230H230V232H236V231H241V230H244V229H247V230H249V223L250 222ZM18 222V221H17ZM52 223H53V221H51ZM50 222V223H51ZM4 223V222H3ZM7 223V222H6ZM15 223V222H14ZM13 223V224H14ZM56 223V222H55ZM172 223V222H171ZM171 223H169L170 225H172ZM257 223V222H256ZM2 224V223H1ZM182 224V223H181ZM184 221H183V224L182 225H179V223L178 224H176V223H174V225L176 226V225H178L177 227H171L170 225V227L171 228H173V229H169V230H171V231H168V230H164L163 228V230L165 231H163V233L161 234V233H159V236H155V238L152 240V241H150V242H148L149 243V245L147 246V247H145L144 248V250H143V252H142V254H141V262L142 263H145L144 262V260H143V258H145V257H143V256H146L147 254H148V256H150L149 254H153L154 255V257L156 256V255H158L157 254V251L160 249V248H162L164 245H165V243H168V241H169V239L172 241L171 242V244L176 240V238L178 239V238H183V237H186L188 240H189V243H190V238H189V236L187 235V233H185L184 231H183V229H184ZM6 225V224H5ZM53 225H55V224H53ZM62 225V224H61ZM74 225V224H73ZM173 225V226H174ZM251 225V224H250ZM9 226V225H8ZM7 226V227H8ZM16 226V225H15ZM17 226H18V224H17ZM6 227V228H7ZM168 227V226H167ZM252 226H250V228H251ZM0 228H1V226H0ZM10 228H11V226H10ZM164 228H165V226H164ZM254 228V227H253ZM3 229H5V228H3ZM33 229H31V230H33ZM165 229H167V228H165ZM252 229V228H251ZM2 230V229H1ZM7 230V229H6ZM6 230H4V231H2V234L6 231ZM187 230V229H186ZM185 230V231H186ZM205 230V229H204ZM203 230V232H202V230L200 231V234L201 233H204L205 231ZM207 230H208V228H207ZM254 230H256V229H254ZM15 231V230H14ZM251 231V230H250ZM8 232V231H7ZM30 232V231H29ZM73 232V231H72ZM208 232V231H207ZM229 232V233H230ZM8 233H10V232H8ZM32 233V232H31ZM30 233V234H31ZM58 233V232H57ZM252 233V232H251ZM29 234V233H28ZM70 234V233H69ZM84 234V233H83ZM208 234V233H207ZM233 234V233H232ZM249 234V233H248ZM8 235V234H7ZM13 235H14V233H13ZM68 235V234H67ZM81 235V234H80ZM253 235V234H252ZM260 235V234H259ZM262 235V234H261ZM17 236V235H16ZM26 236V235H25ZM31 236H33L34 237V234H32ZM42 236V235H41ZM44 236V237H45ZM75 236V235H74ZM77 236V235H76ZM198 236H199V234H198ZM202 236H204V234L202 235ZM7 237V236H6ZM30 237V236H29ZM29 237H27L26 236V238L27 239H29ZM51 238H54V237H52V236H50ZM49 237V238H50ZM200 237V236H199ZM255 237V236H254ZM2 238V237H1ZM32 238V237H31ZM36 238V237H35ZM35 238H33L32 240L34 241V239ZM40 238V237H39ZM253 238V237H252ZM17 239V238H16ZM23 239H25V237L23 238ZM22 240V239H21ZM51 240V239H50ZM35 241H37L36 243H37V245H40V243L38 242V238H36L35 239ZM42 241V240H41ZM47 241H49V239L47 240ZM178 241V240H177ZM183 241V240H182ZM25 242L27 243V242H30V240H26L25 239ZM32 242V241H31ZM78 242V241H77ZM81 242V241H80ZM18 243V242H17ZM22 243V242H21ZM43 243H44V240H43ZM48 243V242H47ZM51 243V242H50ZM143 243V242H142ZM27 244H29L30 245V243H27ZM194 244V243H193ZM28 245V246H29ZM169 245V244H168ZM167 245V246H168ZM176 245V244H175ZM260 245V244H259ZM20 246V245H19ZM170 246V245H169ZM173 246V245H172ZM22 247H23V245H22ZM21 247V248H22ZM166 247V246H165ZM179 247V246H178ZM221 247V246H220ZM25 248V247H24ZM23 248V249H24ZM57 248V247H56ZM63 248V247H62ZM95 248V247H94ZM167 248V247H166ZM260 250H259V252H261V253H264V246H259L258 247ZM100 249V248H99ZM164 249V248H163ZM170 249V248H169ZM173 249V248H172ZM184 249H186V247L184 248ZM256 249V248H255ZM95 250V249H94ZM165 250V249H164ZM187 250V249H186ZM192 250V249H191ZM25 251V250H24ZM27 251V250H26ZM34 251V250H33ZM162 251V250H161ZM167 251V250H166ZM171 251V250H170ZM173 251H175V250H173ZM258 251V250H257ZM47 252V251H46ZM192 252V251H191ZM25 253V252H24ZM59 253V252H58ZM165 253V252H164ZM172 253V252H171ZM174 253V252H173ZM178 253V252H177ZM182 253V252H181ZM214 253V252H213ZM225 253V252H224ZM62 254V253H61ZM166 254V253H165ZM185 254V253H184ZM199 254V253H198ZM216 254H218V253H216ZM215 254V255H216ZM51 255V254H50ZM56 255V254H55ZM210 255H211V253H210ZM214 255V254H213ZM260 255V254H259ZM68 255H66V257H67ZM71 256V255H70ZM75 256V255H74ZM262 256V255H261ZM41 257V256H40ZM39 257V258H40ZM51 257V256H50ZM73 257V256H72ZM77 257V256H76ZM147 257V256H146ZM151 257V256H150ZM43 258V257H42ZM73 258H75V257H73ZM19 259V258H18ZM48 259V258H47ZM52 259V257L49 259V260H51ZM70 259H72V258H70ZM70 259H69V261H70ZM76 259V258H75ZM147 259V258H146ZM198 259L199 258H196V257H193V258H191L190 260H188V261H186L185 263H181V264H201V259H200V261H198ZM250 259V258H249ZM23 260V259H22ZM27 260V259H26ZM33 260V259H32ZM53 260V259H52ZM77 260H79L78 258L76 259V261ZM81 260V259H80ZM80 260L78 261V262H80ZM85 260V259H84ZM148 260V259H147ZM205 260V259H204ZM257 260V259H256ZM13 261V260H12ZM11 261V262H12ZM46 261V260H45ZM58 261V260H57ZM60 261V260H59ZM63 261V260H62ZM66 261V260H65ZM64 261V263H66V264H69V262H68V259H67V262H65ZM148 261H151V258L148 260ZM148 261L146 262L147 264H148ZM153 261V260H152ZM260 261V260H259ZM259 261H257V263H260ZM264 261V260H263ZM262 261V262H263ZM52 262V261H51ZM71 263H72V260L70 261ZM77 262V263H78ZM83 262V261H82ZM204 262V261H203ZM255 262V263H254ZM56 263V262H55ZM59 262H57V264H58ZM74 263H76V262H73L72 264H74ZM76 263V264H77ZM256 263V261H255V259L254 260H252V263L250 262V264H257ZM8 264V263H7ZM26 264H28V263H26ZM38 264V263H37ZM45 264V263H44ZM48 264H50V262L48 263ZM52 264V263H51ZM60 264H61V262H60ZM150 264V263H149ZM156 264V263H155ZM160 264V263H159ZM264 264V263H263Z\"/></svg>",
	"mask_w": 264,
	"mask_h": 264
}]
</instances>
